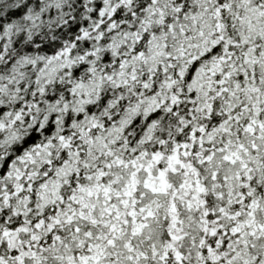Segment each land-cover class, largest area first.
<instances>
[{
  "label": "snow or ice",
  "instance_id": "snow-or-ice-1",
  "mask_svg": "<svg viewBox=\"0 0 264 264\" xmlns=\"http://www.w3.org/2000/svg\"><path fill=\"white\" fill-rule=\"evenodd\" d=\"M0 264H264V0H0Z\"/></svg>",
  "mask_w": 264,
  "mask_h": 264
}]
</instances>
